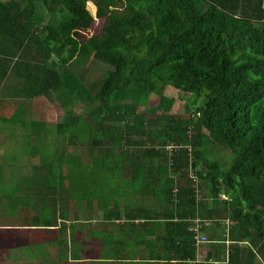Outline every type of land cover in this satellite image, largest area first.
I'll list each match as a JSON object with an SVG mask.
<instances>
[{"label": "trees", "instance_id": "1", "mask_svg": "<svg viewBox=\"0 0 264 264\" xmlns=\"http://www.w3.org/2000/svg\"><path fill=\"white\" fill-rule=\"evenodd\" d=\"M98 2L0 0V63L21 94L58 102L60 144L87 134L96 152L87 176L80 163L70 176L65 165L83 158L60 149V255L67 223L76 235L102 217L105 228L84 232L104 258L129 261L140 246L154 264H264V0H125L121 11L108 0L102 30L82 40L95 23L87 5ZM87 59L106 67L91 80ZM170 88L203 104L139 116ZM216 148L231 151V165ZM65 201L103 214L71 220Z\"/></svg>", "mask_w": 264, "mask_h": 264}, {"label": "crops", "instance_id": "2", "mask_svg": "<svg viewBox=\"0 0 264 264\" xmlns=\"http://www.w3.org/2000/svg\"><path fill=\"white\" fill-rule=\"evenodd\" d=\"M14 83L9 65L0 63V264H60L59 258L66 259L64 264H154L148 249L140 246L129 252V261L115 259L121 257L112 254L106 258L96 254L97 241L84 231L87 226V230L97 233L105 228L100 225L102 217L84 222L85 230L76 235L67 223L66 255H60V226L57 221L52 224L53 211L57 215L59 210L58 185L63 168L59 148L65 150L67 159L77 154L72 153L73 143L60 144L58 102L44 97L28 98ZM79 163L89 166L91 161L70 160L65 174L72 176L73 169L68 168ZM66 213L71 220L74 214L82 220L103 214L97 209L78 207L74 201L67 202ZM104 235L100 234L98 239H105ZM115 240L128 241L118 235ZM74 242L82 244L75 246ZM78 248L80 253L76 254ZM207 251L211 249L200 250L197 260H205ZM115 252L120 255L122 249L117 247Z\"/></svg>", "mask_w": 264, "mask_h": 264}, {"label": "rangeland", "instance_id": "3", "mask_svg": "<svg viewBox=\"0 0 264 264\" xmlns=\"http://www.w3.org/2000/svg\"><path fill=\"white\" fill-rule=\"evenodd\" d=\"M124 3L125 0H120V2L119 3L116 2L114 4L115 6L113 7L117 9V11H121ZM87 7L91 15L93 16L95 23L88 32L83 33L81 35L82 40H87L90 37L97 35L100 32V30H102L103 28L105 16L109 12H111L110 9H114L111 8V6L108 3V0H99L97 6L94 5L93 3H88ZM81 63H82L81 65L83 66H88L89 68L88 78L90 80L98 77L100 73H102V71L106 68L102 64H98L94 61H90V59L83 60ZM192 101L194 103L197 101L195 107L199 106L201 103L203 104L202 98L195 99L193 95H189V96L187 95L186 97H183L181 94H179L178 91H175L174 89L170 88L165 92L164 96L162 97H158L154 94L149 96L145 100V102L137 108V112L139 116L143 117L146 120H148V118L155 119V116H160L162 114L172 115V116H179V115L184 116L186 115L187 110H194L195 107H193ZM81 109H82L81 106H77L73 109V112L75 114H81L80 113ZM63 117H64V112L59 107V121H61ZM80 137L82 141L80 140V142H77L74 145V147L72 148V153L80 155L84 160H90L91 155H95L96 153L95 150H89L91 146V139L87 134H81ZM171 147L173 146H170L169 148L171 149ZM212 156L215 159H218L219 161H225V162H230L232 159L231 151L221 148L212 149ZM232 162L233 159L229 165H231ZM88 169L89 166H85L81 170L82 174L84 172L86 173L85 176H87ZM107 183L108 181H100V184H102L103 188ZM89 185H90L89 191H91L92 189V192L96 193L95 188H97V185L95 183L94 184L89 183ZM66 186H67V182L65 183V187ZM92 198H93L92 195H90L88 199H92ZM64 203L66 206L67 202L65 201Z\"/></svg>", "mask_w": 264, "mask_h": 264}, {"label": "built area", "instance_id": "4", "mask_svg": "<svg viewBox=\"0 0 264 264\" xmlns=\"http://www.w3.org/2000/svg\"><path fill=\"white\" fill-rule=\"evenodd\" d=\"M170 150H172V148ZM195 233H197V229H195ZM195 240H196L197 244H201V243H206L207 242L206 239H200L199 237H196Z\"/></svg>", "mask_w": 264, "mask_h": 264}]
</instances>
